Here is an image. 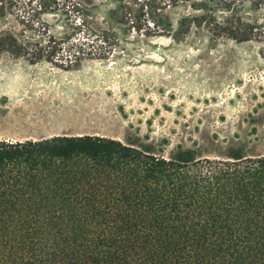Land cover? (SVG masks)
<instances>
[{
	"label": "trees",
	"instance_id": "1",
	"mask_svg": "<svg viewBox=\"0 0 264 264\" xmlns=\"http://www.w3.org/2000/svg\"><path fill=\"white\" fill-rule=\"evenodd\" d=\"M114 1L105 25L74 6L59 37L28 24L37 38L6 34L0 55L64 70L108 60L121 48L115 26L132 22ZM206 3L176 25L153 19L155 32L179 42L194 27L249 40L248 24L235 13L218 21ZM0 264H264V155L184 150L167 159L87 135L0 141Z\"/></svg>",
	"mask_w": 264,
	"mask_h": 264
},
{
	"label": "rangeland",
	"instance_id": "2",
	"mask_svg": "<svg viewBox=\"0 0 264 264\" xmlns=\"http://www.w3.org/2000/svg\"><path fill=\"white\" fill-rule=\"evenodd\" d=\"M200 1H122L132 22L127 31L115 26L121 48L108 60H85L76 70L2 53L0 141L87 135L117 139L167 159L184 150L208 158L263 156L264 0H223L228 9L207 0L204 6L218 21L235 13L251 27L248 41L194 27L179 42L155 32L153 19L161 15L176 25L183 16L204 14L195 6ZM74 6L92 8L93 19L105 25L116 3L0 0V37L34 40L37 35L25 26L38 22L59 37L60 25L78 16Z\"/></svg>",
	"mask_w": 264,
	"mask_h": 264
},
{
	"label": "crops",
	"instance_id": "3",
	"mask_svg": "<svg viewBox=\"0 0 264 264\" xmlns=\"http://www.w3.org/2000/svg\"><path fill=\"white\" fill-rule=\"evenodd\" d=\"M57 136H71V135H50V136H42L45 138L57 137Z\"/></svg>",
	"mask_w": 264,
	"mask_h": 264
}]
</instances>
